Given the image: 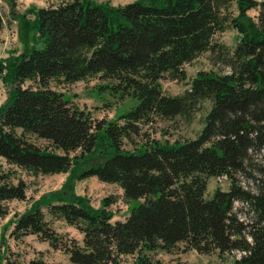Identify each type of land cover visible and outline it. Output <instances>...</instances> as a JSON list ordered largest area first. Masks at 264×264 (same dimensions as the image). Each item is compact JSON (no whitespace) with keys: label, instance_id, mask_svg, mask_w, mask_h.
<instances>
[{"label":"trees","instance_id":"trees-1","mask_svg":"<svg viewBox=\"0 0 264 264\" xmlns=\"http://www.w3.org/2000/svg\"><path fill=\"white\" fill-rule=\"evenodd\" d=\"M111 1L63 0L16 16L24 49L0 61L7 89L0 158L33 175L71 174L79 160L98 152L101 158L84 164L80 179L119 185L129 216L112 222L108 207L117 200L110 197L97 209L63 197L46 205L48 214L82 233V244L53 229L39 204L16 218L12 237L36 235L73 264H121L124 256L134 264H161L150 254L172 253L180 244L205 255L241 253L233 264H264V0ZM251 10L258 11L256 19ZM4 24L0 12V33ZM228 28L239 36L230 53L213 42ZM207 51L230 71H200L183 94L166 95L165 76L185 81L184 66ZM96 78L105 82L101 92L136 104L116 120L96 121L52 87ZM207 102L211 108L196 139H148L124 148L141 125L178 116L191 121ZM107 141L109 157L100 151ZM240 175L254 181L256 191ZM11 177L0 172V219L9 214L8 202L27 200L26 182L14 184ZM212 177H227L230 188L208 199ZM238 202L248 206L251 222L240 218Z\"/></svg>","mask_w":264,"mask_h":264},{"label":"rangeland","instance_id":"rangeland-1","mask_svg":"<svg viewBox=\"0 0 264 264\" xmlns=\"http://www.w3.org/2000/svg\"><path fill=\"white\" fill-rule=\"evenodd\" d=\"M63 0H1L0 12L4 15L5 22L8 27V35H2L0 46L8 42V48L4 52L0 50V61H5V64L10 56L19 55L23 51V43L21 40L20 26L21 21L16 17L24 14L27 10L40 7L55 6ZM104 2L106 0H98ZM142 1V0H141ZM147 3L146 0L142 1ZM112 5V4H111ZM113 6V5H112ZM233 7L231 12H235ZM249 15L256 19L258 16L257 10H251ZM33 15H28L30 20H33ZM12 19L18 21V32L16 35L14 30L10 29ZM5 33V32H4ZM8 36H10L8 38ZM32 36V35H31ZM13 38L15 40H13ZM238 32L235 29L228 28L224 32H219L214 36L213 42L216 45H224L228 48V52H232L238 42ZM184 71L187 74L185 81L172 80L168 76L161 81L164 93L169 96H177L190 89V83L200 71H213L220 74H225L230 71L217 54L207 51L199 55L193 62L184 66ZM105 82L99 79H90L77 82L69 85L52 84V87L58 91L64 92L70 98L72 104L91 113L96 121H113L120 115L127 112L136 101L126 99L120 101L110 95L109 91H100V86H104ZM7 99L6 85L0 79V108ZM211 108L210 103H204L200 110L194 115L191 121H187L181 116L174 120H162L155 118L152 122L146 125H141L140 135H133L132 143L125 140L124 148L133 150L135 145H140L148 139H156L161 141H184L194 140L202 131L205 124V117ZM40 146L48 144L43 140H35ZM102 144L100 151L105 153L106 157L113 154V150L109 146V142ZM81 151L72 153V156L80 155ZM101 158V155L95 154L93 159L83 163V159L79 160L75 171L70 173H57L47 175H33L20 170L17 167L9 166L4 159L0 158V172H12V182L16 184L19 179L24 180L27 184V200H14L7 203L9 214L0 219V264H32L40 262V264H73L70 261L69 255L61 250L53 249L49 243L40 241L36 235L24 236L17 240L12 237L11 232L14 228L16 218L23 213L32 210L37 204L40 205L45 218L50 222L53 229L59 234H62L66 239L74 238L82 244L83 234L73 226H69L62 220L53 219L46 208L49 202H58L61 198L68 200L70 198L83 199L82 201L97 209L102 205L104 198L110 197L117 201L111 204L108 208L113 213V221H123L129 214L130 206L123 198V190L117 184H109L100 181L97 177H89L80 179L84 164L88 168ZM262 159L261 155L257 156V160ZM85 167V168H86ZM84 168V169H85ZM255 176L257 173H255ZM243 184L252 191H256L257 185L254 181L248 180L245 176L240 175ZM230 188V180L227 177H212L208 180L207 198L210 199L214 192L218 189L228 191ZM236 208L239 211L240 218L246 222H251L253 215L247 205L236 203ZM154 261L161 264H233L234 261L241 257V253L234 252L231 254L219 255L213 253L210 255L200 254L195 250L185 251L184 245L179 247L172 253H167L161 250L150 254ZM121 264H134L132 256H124L120 260Z\"/></svg>","mask_w":264,"mask_h":264},{"label":"crops","instance_id":"crops-1","mask_svg":"<svg viewBox=\"0 0 264 264\" xmlns=\"http://www.w3.org/2000/svg\"><path fill=\"white\" fill-rule=\"evenodd\" d=\"M135 1H138V0H113L112 2H111V4L112 5H114V6H118V5H126V4H129V3H133V2H135ZM11 22L12 23H10L9 25H10V29L11 30H14V32L15 33H12L13 35H16V33L18 32V21L16 20V19H12L11 20ZM6 24V23H5ZM8 31H9V27L7 26V25H5L4 26V29L2 30V32H1V34H0V39H2L3 37H2V35H8L7 33H8ZM5 32V33H4ZM10 36H8V38H9ZM13 40H15L14 38H13ZM9 42V41H8ZM8 42H6V43H4V44H2V46H0V50L2 49L4 52L6 51V48H8Z\"/></svg>","mask_w":264,"mask_h":264}]
</instances>
